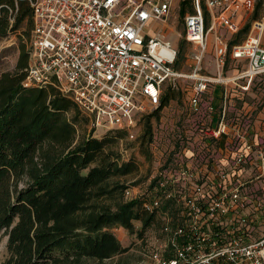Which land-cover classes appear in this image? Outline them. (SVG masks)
<instances>
[{
	"label": "built area",
	"instance_id": "2783aa9c",
	"mask_svg": "<svg viewBox=\"0 0 264 264\" xmlns=\"http://www.w3.org/2000/svg\"><path fill=\"white\" fill-rule=\"evenodd\" d=\"M26 1L33 27L22 85L56 89L95 129L129 131L137 114L157 110L166 83L192 82L195 162L159 169L143 205L165 236L149 253L152 263L264 264V115L245 101L256 83L264 84L263 17L231 43L254 0H193V13L184 17V40L197 50L188 75L174 71L177 50L170 42L150 34L166 22L174 0H127L121 10L123 0ZM207 52L214 76L199 67ZM216 86L219 101L214 95L205 101ZM244 106L252 110L243 113ZM131 192L126 188L124 197L134 198Z\"/></svg>",
	"mask_w": 264,
	"mask_h": 264
},
{
	"label": "trees",
	"instance_id": "16d2710c",
	"mask_svg": "<svg viewBox=\"0 0 264 264\" xmlns=\"http://www.w3.org/2000/svg\"><path fill=\"white\" fill-rule=\"evenodd\" d=\"M192 3L179 2L180 18L193 13ZM261 6L258 0L253 19ZM202 10L207 28L203 3ZM32 27L26 0H0V41L21 31L15 70L0 75V236L7 237L8 252L1 264L110 260L126 252L113 229L141 238L155 214L143 206L148 199L125 200L128 187L112 182L137 171L133 160L122 161L114 150L124 131L111 130L99 139L89 135L73 145L76 127L86 126L88 117L52 87L22 85ZM173 98L167 89L157 110L144 117L141 146L151 142L150 119ZM46 143L56 146L55 153L42 149ZM135 222H140L139 230Z\"/></svg>",
	"mask_w": 264,
	"mask_h": 264
},
{
	"label": "rangeland",
	"instance_id": "374dc122",
	"mask_svg": "<svg viewBox=\"0 0 264 264\" xmlns=\"http://www.w3.org/2000/svg\"><path fill=\"white\" fill-rule=\"evenodd\" d=\"M127 0H123L118 10L125 7ZM181 0H174L171 5L170 15L166 22L155 24L151 26V35H163L165 40L169 41L172 47L177 50L176 63L174 71L181 75H188L192 72L195 67L194 56L197 54L195 46L187 43L184 40V19L179 17L178 8ZM258 0H254L255 6ZM255 9L249 14V21L241 25V31L249 26L255 14ZM188 13V10H187ZM264 14V0H262V6L257 12V17H261ZM251 17V18H250ZM237 17L236 19H238ZM240 31V32H241ZM21 31L10 33L9 36L0 41V75L5 72H13L19 56V38ZM218 32L223 34L225 30L218 29ZM239 34L231 37L233 40H242L244 34ZM213 35H210L209 43L212 45ZM229 62V66L232 64ZM201 73L207 76H214L215 69L213 65V57L211 52H207L200 63ZM192 82L184 79L183 77L176 79L174 82L166 83L163 86V93L167 89H170V94L174 97L169 103L162 108L155 118L150 119V125L152 126V139L149 145L141 146V135L144 131V124L147 120L144 118L146 115L154 112H144L137 114L135 126L129 131H124L125 136L119 140L114 150L120 154L122 161L133 160L137 164V171L131 175L117 178L112 182L123 184L131 189V194L134 198H146L151 197L150 184L159 169L173 168L176 164L185 162L191 164V154L194 153L193 146L196 145L197 138L191 131V117H189L188 111V98ZM213 87V86H212ZM215 92L209 93L205 97L207 101L210 95H214V100L219 101L217 98L220 96L221 88L216 86ZM245 101L249 104L254 103L256 108V114H260L261 117L264 115V84L256 83L255 87L252 88V92L245 97ZM235 108H239L241 101L239 99L234 100ZM247 110H252V107L244 106V113ZM255 114V115H256ZM135 115V114H133ZM70 115H67L69 118ZM88 124L82 127H76V134L74 144L79 142L81 139L92 135L93 138H101L107 132L111 130L102 128H93L91 120L88 118ZM147 139H145L146 141ZM220 148L223 149L225 141L222 140ZM56 146L45 144L43 150L55 153ZM143 151H147L146 155ZM198 161V160H197ZM195 162V161H194ZM22 185V182L19 186ZM125 200H127L124 197ZM147 201V202H148ZM146 203V202H145ZM161 221L156 218L153 224L146 229L142 237L139 238L135 234H131L124 229L118 228L113 229L117 240L121 246L126 249V252L116 256L110 260L98 262L95 260H81L75 264H153L150 260V251L154 245H159L165 241L164 232L161 226ZM135 230L141 228L140 222L134 223ZM7 237L4 235L0 236V264L3 263L7 257L8 252L6 249Z\"/></svg>",
	"mask_w": 264,
	"mask_h": 264
},
{
	"label": "crops",
	"instance_id": "0c3cea01",
	"mask_svg": "<svg viewBox=\"0 0 264 264\" xmlns=\"http://www.w3.org/2000/svg\"><path fill=\"white\" fill-rule=\"evenodd\" d=\"M262 17H263V19H264V14H263V16H262ZM261 43H262V45L264 46V34H263V37H262V42H261Z\"/></svg>",
	"mask_w": 264,
	"mask_h": 264
}]
</instances>
